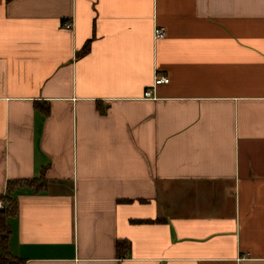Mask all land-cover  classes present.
I'll use <instances>...</instances> for the list:
<instances>
[{
  "label": "crops",
  "instance_id": "crops-1",
  "mask_svg": "<svg viewBox=\"0 0 264 264\" xmlns=\"http://www.w3.org/2000/svg\"><path fill=\"white\" fill-rule=\"evenodd\" d=\"M9 181L23 264H264V0H0Z\"/></svg>",
  "mask_w": 264,
  "mask_h": 264
},
{
  "label": "trees",
  "instance_id": "trees-1",
  "mask_svg": "<svg viewBox=\"0 0 264 264\" xmlns=\"http://www.w3.org/2000/svg\"><path fill=\"white\" fill-rule=\"evenodd\" d=\"M41 179L21 181L26 187L37 191L41 188ZM40 182V183H38ZM19 184L18 181H9L6 185V194L0 196V201L4 204V209L0 211V264H23L21 259L13 257L8 251V223L10 216L15 214V204L11 197L12 189ZM128 248V243L124 240L116 242V253L121 256L122 252Z\"/></svg>",
  "mask_w": 264,
  "mask_h": 264
},
{
  "label": "built area",
  "instance_id": "built-area-1",
  "mask_svg": "<svg viewBox=\"0 0 264 264\" xmlns=\"http://www.w3.org/2000/svg\"><path fill=\"white\" fill-rule=\"evenodd\" d=\"M66 28H69L70 25L69 24H66L65 25ZM165 37V30L163 28H160V27H154V30H153V39L155 41L157 40H161ZM153 84H152V89L151 90H147L143 93V98L144 99H148V100H151V99H154L155 96L153 95V90L155 89V87L157 85H160V84H164V83H167L168 82V79L166 77H162V76H155L154 79H153ZM4 209V204L2 203V201H0V211Z\"/></svg>",
  "mask_w": 264,
  "mask_h": 264
}]
</instances>
